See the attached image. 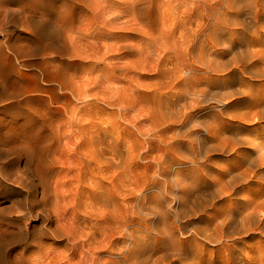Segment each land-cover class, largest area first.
Here are the masks:
<instances>
[{"label": "clouds", "instance_id": "9594fccd", "mask_svg": "<svg viewBox=\"0 0 264 264\" xmlns=\"http://www.w3.org/2000/svg\"><path fill=\"white\" fill-rule=\"evenodd\" d=\"M127 2L141 3L142 0H127ZM180 2L186 6L181 9L177 17L173 0H164L162 13L165 22L161 31L155 35L149 32L135 15L124 21L139 26L136 29L126 30H136L154 44L152 51L158 50L160 54L155 63L125 61L116 64L106 61L110 67L128 69L134 73L155 74L159 70V61L171 52L177 62L169 69L172 76L164 81L168 87L161 88L160 82L145 84L129 76L128 86L108 84L103 90L107 95L94 94L87 97V100L98 99L106 103L122 96L123 99L119 104L107 105L116 109L115 115L107 114L103 117L77 115L78 110L74 108L69 119L72 125L77 127L70 135L71 138L62 139L54 151H45L46 146L42 139L31 145H23L27 149V155H20L18 159L16 148L9 147L2 150L12 154L0 161L3 167L6 170L14 167L21 169L8 183L19 187L25 193L19 203L14 202L0 208V218L7 217L11 223L19 227V232L13 233L17 238L0 244L3 248V253L0 254L2 264H10L12 261L37 264L39 259L37 243L41 245L54 243L57 246V250L49 257L47 264H82L86 259L85 253H94L103 249L95 247L98 243L95 235L97 229L101 233L102 240L112 241L120 238L125 240L121 246L113 249L118 253H125L135 245L150 240L156 241L158 248L170 242L174 245V251L170 254L171 260L167 264L180 260L181 247L190 251L189 245L181 244L188 237H195L208 244L251 242L253 236L264 239V210L258 213L254 211L257 207L264 209V194H249L245 191V186L253 182L264 184V156L254 151L256 147L250 146L246 148L250 150L246 159L236 168H231V161L228 160L230 157L244 155L234 154L238 153L242 145H249V140L255 145H258V142L249 139L246 135L233 137L225 133L224 121L232 119L230 112L218 107L214 119L203 124L193 123L187 131L203 129L209 133L208 125L213 124L215 134L229 139L235 146L212 160V164L217 166L207 170L200 168V175L194 179L179 173L173 174L169 170L166 156L167 146L172 144L171 137L174 132L169 133L167 138L159 134L162 129L174 122L166 119V113L152 104L139 102L134 95L136 89L165 93L180 80L188 77L190 72L195 75L197 69H206L218 75L231 72L232 69H240V65L232 61V58L240 52L233 53L226 60L217 59L213 54L215 50L228 49L230 45L210 39L206 29L214 17L215 23L222 24L225 28H244L250 21L256 20L260 12V7L257 6L259 0H249L252 11L243 21H229L227 17L221 19L223 12L220 6L227 8L225 0H176V3ZM75 3L83 4L95 15L100 12L106 0H75ZM194 12L196 15L192 21L181 29L179 42L169 41L166 34L175 26L177 18L192 17ZM117 15H119L118 11L106 13L104 20H110ZM62 28L63 26L58 24L54 31ZM90 31V22H82L75 31L70 28L63 29L61 46L64 42L68 46H75L81 33L87 34ZM27 32L33 34L31 28H28ZM201 36L204 40H209L211 46L205 50L201 41L198 45L199 50L193 54L191 50L197 45ZM40 39L37 37V41ZM109 46H114L116 49L110 55L116 54L120 48V45L105 43L103 49ZM35 51L34 47L21 46L16 55L23 54L24 58H28V55ZM8 54H12L11 50H8ZM57 55V51H47L43 53L42 59L55 58ZM208 60H211L213 65L223 63L227 71L221 73L210 71L205 67ZM11 79L14 78L10 77L9 80ZM72 79L76 85L80 83ZM90 79L88 76L83 77L86 81ZM109 85L116 88L119 95L113 96ZM210 87L208 84H202L197 91L206 93ZM69 94L77 103L83 100L80 95L73 94L72 89H69ZM240 94V88L236 91L217 89L211 91L210 98L222 97V103L220 99L214 102L223 106L231 103L229 96ZM29 95L31 94L28 92H13L10 94L11 99L0 101V105L9 104L13 100L24 101ZM133 105L135 107L131 115L125 117L122 114L123 110ZM187 113L188 109H184L182 115L186 116ZM141 121L149 122L141 124ZM16 123H24L23 118ZM60 127V124L56 125L57 131ZM64 135L69 136L68 132ZM150 139L157 140L164 150L149 153ZM69 143L76 146L72 151H67L65 148ZM215 150L219 151V148ZM212 151L213 147L210 144L209 149L200 157L201 164L207 160V156ZM177 156L181 160L196 163L189 156L183 154ZM217 157H223L224 160ZM28 160L31 161V167L25 171L23 166ZM201 182H206L207 187L201 189ZM194 192L195 198H193ZM210 223L211 227L208 226ZM24 234L29 242L36 240L37 243H29L27 247H21L19 237ZM78 245L80 250L77 256L74 254ZM47 251L52 252L53 249L49 247ZM235 255L238 257L237 264H264V249H246L240 246ZM132 264L136 262L132 261Z\"/></svg>", "mask_w": 264, "mask_h": 264}, {"label": "rangeland", "instance_id": "374dc122", "mask_svg": "<svg viewBox=\"0 0 264 264\" xmlns=\"http://www.w3.org/2000/svg\"><path fill=\"white\" fill-rule=\"evenodd\" d=\"M163 2L164 0H142L141 3H131L127 0H106L100 12L93 15L83 4H76L75 0H68L67 5L58 0H0V101L11 99L10 94L13 92L31 94L24 101L13 100L9 104L0 105L1 151L9 147L16 148V158L18 159L20 155H27V149L23 145H31L41 139L46 146L44 147L45 151H54L62 139L71 138L70 135L77 127L72 125V121L69 119L74 108L78 110L77 115L98 117L107 114L115 115L116 109L107 105L110 103L119 104L123 99L122 96L106 103L98 99L87 100L88 96L94 94L107 95L103 90L108 84L128 86L130 84L128 77L133 76L145 84L160 82L161 88L167 87L168 84L164 81L171 77V74L167 72H171L169 71L170 67L177 62L176 57L171 52L159 61V70L155 74L151 72L134 73L128 69L110 67L106 62L112 61L121 64L125 61H143L145 64H149L155 63L159 59L158 50L152 51L155 47L152 42L136 30H126L136 29L139 26L124 21L135 15L139 22L155 35L161 31L162 24L165 22L162 13ZM173 2L175 4L174 12L179 17V12L186 5L183 2L176 3V0ZM50 4L54 5V9L51 10ZM220 7L221 11L224 12L225 7L223 5ZM112 11H118L119 15L105 21L104 14ZM196 11L198 12L199 8ZM195 15L196 12L193 13L192 17L177 18L175 26L166 34L169 41L176 40L179 42L178 37L181 29L190 23ZM62 16L65 17L63 22H61ZM82 22H90L91 31L87 34L81 33L75 46H68L66 42L61 46L63 29L70 28L75 31ZM58 24L62 25L63 28L54 31ZM214 24L215 17L212 22H209L206 34L210 33ZM28 28L33 30V34L27 32ZM37 37L41 39L37 41ZM201 41H203L204 48H206L205 45L210 44L209 40H204L201 36L197 45H194L191 50L193 54L199 50L198 45ZM105 43L120 45V48L116 54L110 55L116 49L114 46H109L104 50L103 45ZM21 46L34 47L36 51L29 54L28 58H24L23 54L16 55ZM8 50H11V55L8 54ZM47 51H57L58 55L55 58L42 59L43 53ZM14 55H16L15 59L13 58ZM165 72L166 74H164ZM189 75L193 76V80H199L206 76L211 78L214 73L208 72L206 69H197L195 75L191 72ZM84 76L91 79L89 81L83 80ZM10 77L14 79L9 80ZM72 78L75 81H80V83L76 85ZM109 88L113 96L119 95L116 88L111 85ZM69 89H72L73 94L80 95L83 100L79 103L74 101L72 95L69 94ZM134 95L139 102L152 104L165 113L164 106L167 104L164 101H159V92H144L136 89ZM125 103L128 102L125 101ZM123 113H125V117H128L132 110H125ZM173 115L174 113L169 111L165 118L171 121ZM21 118H23L24 123L17 124L16 122ZM148 122L141 121V124ZM57 124L61 125L59 131L56 129ZM246 125L242 132L246 133L249 139L260 142L264 122L259 124L251 122ZM66 132L69 136L64 135ZM168 134L164 128L159 135L167 138ZM250 141L249 145H245L246 148L255 147ZM149 142L150 150L153 153L164 150V147L157 140L150 139ZM173 143L175 146L178 142ZM75 147L71 143L65 145L67 151H72ZM240 151L244 154L249 152L245 148ZM11 155V153L2 151L0 161ZM217 159L224 160L223 157H217ZM30 167L31 161L28 160L23 166V170L27 171ZM20 170L16 167L6 170L0 163V208L9 206L14 202L19 203L24 197L25 193L19 187L8 183ZM259 188V183L250 186L253 191ZM0 221H2L0 223V241L16 238L13 235L16 229L9 227V218L2 217ZM95 235L98 240L95 247L103 249L94 253H85L86 259L82 264H89V261L90 264H130L131 254L123 263L121 261V258L124 257L122 254L114 255L109 250L110 242L113 241L122 245L125 242L123 238L112 241L102 240L99 229L96 230ZM21 238L27 242L21 243V247H27L29 243H37L36 240L29 242L26 234ZM93 243L95 242L93 241ZM37 247L39 249L37 264H47L49 257L57 250L54 243L52 245L37 243ZM49 247L53 249L52 252L47 251ZM208 248L212 247L208 246ZM79 250L80 246L78 245L74 255L78 256ZM125 254L127 255V251ZM10 264H21V262L12 261Z\"/></svg>", "mask_w": 264, "mask_h": 264}, {"label": "bare ground", "instance_id": "6f19581e", "mask_svg": "<svg viewBox=\"0 0 264 264\" xmlns=\"http://www.w3.org/2000/svg\"><path fill=\"white\" fill-rule=\"evenodd\" d=\"M68 4V0H58ZM227 8L224 9L223 16L227 17L229 21H243L249 17V13L252 9L249 7V0H225ZM260 12L257 14L255 21H250L244 28H225L222 24L215 23L211 28L210 39L216 40L218 42L229 43L230 47L228 49H216L213 53L217 56V59L226 60L233 53H239L232 58L233 63L240 65V69H232L223 75L214 74L211 78L206 76L199 80H193L192 75H189L185 79L179 81L170 88L169 91L165 93H160L159 101L166 102L167 106H164L165 113L169 111L174 113L171 117V121L174 123L169 124L165 131L168 133H173L171 137L172 144L167 146L168 154L166 156V161L169 163V170L173 173H179L182 176L192 177L193 179L200 175V168H205L206 170L212 168V160L215 156L222 155L228 152L234 143L227 138H221L215 134V126L209 124V133L205 132L203 129H196L193 131H187L193 123H207L216 117V108L221 107L223 111L230 112L232 120H225L223 131L228 135L233 137H239L241 135H246L242 130L246 128L247 123L259 124L264 122V0H259ZM51 10L54 9V5L50 4ZM232 9L229 11L228 9ZM64 11V8H63ZM62 15H64L62 13ZM65 19L62 16L63 22ZM211 45H205L207 50ZM212 72L221 73L226 72V66L223 63H217L213 65L211 60L205 63ZM242 69V71H241ZM171 74L172 72H167ZM166 74V72L164 73ZM258 82V85H257ZM202 84L210 85V90L206 93H201L197 89ZM168 87V86H167ZM240 88L239 96H229L228 99L231 103L228 105L219 106L215 104L216 99H220L223 102L222 97H211V91L213 90H232ZM211 100V102H209ZM115 105L114 103H110ZM183 105V108H181ZM135 105L125 110L134 109ZM179 109V110H178ZM184 109H188L186 116L182 115ZM125 113H123L124 115ZM182 121L181 123H179ZM262 128H259V130ZM96 137L93 136L95 141ZM250 141V140H249ZM173 142H178L175 146ZM251 142V141H250ZM149 143V153H153L150 150ZM212 145L213 151L207 156V160L200 163V157L205 154L209 149V145ZM252 145H255L251 143ZM246 144L242 145L238 149V153L234 155L244 154L240 150L242 148L246 149ZM245 146V147H244ZM219 148V151L215 150ZM256 152L264 156V130H262V138L258 145H255ZM250 151V150H249ZM1 145H0V154ZM177 154H183L189 156L193 161H184L178 158ZM247 157V153L239 157H233L228 159L231 161L230 167L236 168L239 166L243 160ZM219 175L223 173L217 172ZM253 182L251 184H255ZM251 184L245 186V191L249 194L259 193L264 194V184H259L260 188L256 191L250 189ZM207 187L206 182H201L200 188L204 189ZM193 198H195V192L193 193ZM264 209L257 207L254 209L255 212H260ZM214 220V217L212 218ZM1 223V222H0ZM159 221H157V224ZM211 227V223L208 225ZM9 227L15 228L14 232H19V227L9 220ZM25 235V234H24ZM23 235V236H24ZM225 235H227V230H225ZM17 238V237H16ZM21 243H27L22 240ZM13 240V239H11ZM9 240V241H11ZM5 240L0 241L3 244ZM181 244H187L190 247V251L185 250L181 247V257L179 261H173L172 264H237L238 257L235 253L238 251L240 246L246 249H264V239L259 236H253L251 242L249 241H236L232 244H208L205 241L198 240L195 237H188L187 240L181 242ZM116 242L109 243V250L114 255H123L121 261L124 263L128 259V256L132 255V261L136 264H167L171 260V253L174 251V245L170 242L164 243L160 248L157 247V242L150 240L149 242L135 245L131 250L125 253H114L113 249L119 247ZM208 246L212 248H208ZM78 247V246H77ZM3 253V248L0 247V254ZM2 264V261H0Z\"/></svg>", "mask_w": 264, "mask_h": 264}]
</instances>
